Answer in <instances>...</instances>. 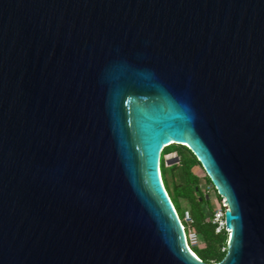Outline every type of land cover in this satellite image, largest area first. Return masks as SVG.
I'll return each instance as SVG.
<instances>
[{"label": "water", "instance_id": "water-1", "mask_svg": "<svg viewBox=\"0 0 264 264\" xmlns=\"http://www.w3.org/2000/svg\"><path fill=\"white\" fill-rule=\"evenodd\" d=\"M172 142L227 205L218 261ZM0 264H264V0H0Z\"/></svg>", "mask_w": 264, "mask_h": 264}, {"label": "trees", "instance_id": "trees-1", "mask_svg": "<svg viewBox=\"0 0 264 264\" xmlns=\"http://www.w3.org/2000/svg\"><path fill=\"white\" fill-rule=\"evenodd\" d=\"M159 170L163 186L181 223L184 225V214L187 213L191 218L190 222L186 221L188 226L199 235L200 242L191 247L192 251L206 262L220 260L225 254L228 232L224 229L214 230V223L210 219L213 206L201 183H209L215 188L195 154L185 144L169 143L161 150ZM216 194L220 203L221 196ZM181 199L185 200V210L181 207Z\"/></svg>", "mask_w": 264, "mask_h": 264}, {"label": "built area", "instance_id": "built-area-1", "mask_svg": "<svg viewBox=\"0 0 264 264\" xmlns=\"http://www.w3.org/2000/svg\"><path fill=\"white\" fill-rule=\"evenodd\" d=\"M226 208H227V205L224 203L221 197L219 205L214 207L211 211L210 219H211V222L214 223L215 231H220L222 229L226 230L227 232L229 231L225 227L224 210ZM185 214L188 215L187 213ZM184 220L190 222L191 218L189 216L187 218L184 217ZM182 228L184 231V237H185L186 244L191 249L192 246L197 245L200 242L199 235L191 227H188L186 229L185 226L182 224ZM222 249H224V246H222Z\"/></svg>", "mask_w": 264, "mask_h": 264}, {"label": "rangeland", "instance_id": "rangeland-1", "mask_svg": "<svg viewBox=\"0 0 264 264\" xmlns=\"http://www.w3.org/2000/svg\"><path fill=\"white\" fill-rule=\"evenodd\" d=\"M196 170L198 169V167L195 168ZM201 188L203 190H205L207 196L209 197L210 201H211V204H212V209L216 206L219 205L218 203V196L215 192V189L212 188V186L209 184V183H204L202 182L201 183ZM181 207L185 210L186 209V206H185V200L184 199H181ZM189 215H186L184 214V217H188ZM184 225H185V228L187 229L189 226H188V222L186 221H183Z\"/></svg>", "mask_w": 264, "mask_h": 264}]
</instances>
